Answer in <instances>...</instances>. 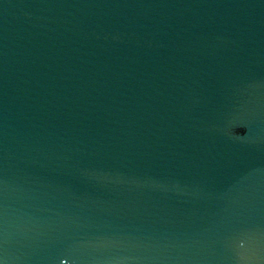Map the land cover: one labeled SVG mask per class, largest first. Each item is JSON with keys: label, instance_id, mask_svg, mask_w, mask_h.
Wrapping results in <instances>:
<instances>
[{"label": "water", "instance_id": "1", "mask_svg": "<svg viewBox=\"0 0 264 264\" xmlns=\"http://www.w3.org/2000/svg\"><path fill=\"white\" fill-rule=\"evenodd\" d=\"M0 264H264V0H0Z\"/></svg>", "mask_w": 264, "mask_h": 264}]
</instances>
